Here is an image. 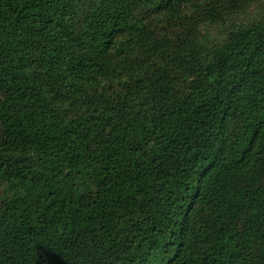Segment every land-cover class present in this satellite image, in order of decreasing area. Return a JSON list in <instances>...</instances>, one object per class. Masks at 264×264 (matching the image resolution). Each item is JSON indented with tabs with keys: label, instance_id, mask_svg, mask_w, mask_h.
<instances>
[{
	"label": "trees",
	"instance_id": "16d2710c",
	"mask_svg": "<svg viewBox=\"0 0 264 264\" xmlns=\"http://www.w3.org/2000/svg\"><path fill=\"white\" fill-rule=\"evenodd\" d=\"M0 264H264V0H0Z\"/></svg>",
	"mask_w": 264,
	"mask_h": 264
}]
</instances>
